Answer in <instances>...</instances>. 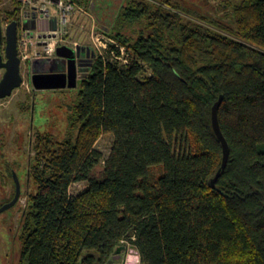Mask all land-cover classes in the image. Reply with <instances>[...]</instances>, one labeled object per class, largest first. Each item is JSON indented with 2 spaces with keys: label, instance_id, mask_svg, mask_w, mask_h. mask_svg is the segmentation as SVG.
<instances>
[{
  "label": "trees",
  "instance_id": "obj_1",
  "mask_svg": "<svg viewBox=\"0 0 264 264\" xmlns=\"http://www.w3.org/2000/svg\"><path fill=\"white\" fill-rule=\"evenodd\" d=\"M106 35L64 137L36 129L19 264H107L127 243L141 264H264V0H124Z\"/></svg>",
  "mask_w": 264,
  "mask_h": 264
},
{
  "label": "rangeland",
  "instance_id": "obj_2",
  "mask_svg": "<svg viewBox=\"0 0 264 264\" xmlns=\"http://www.w3.org/2000/svg\"><path fill=\"white\" fill-rule=\"evenodd\" d=\"M188 2L200 3V0H188ZM123 3L124 0H91L89 8L78 10L72 16L67 41L79 42L82 49L81 58L78 60L79 80L89 74L93 59L98 54L105 58L111 56L108 53L109 45L107 44L109 42L107 39L110 37L106 35V32L112 28ZM15 7L17 4L14 0H0V17L4 31L9 21L8 11H12ZM93 30L96 34L94 38L91 35ZM128 58L129 54L125 51L123 58L120 59L121 63L126 64ZM30 73L29 65H21L22 86L16 89L12 96L0 100V204L10 198L14 192L12 180L5 175V160L10 164L16 161L14 168L22 187L19 204L0 214V264H19L20 261L21 219L27 206L26 193L33 190L32 184H27L24 171L28 167L29 157L35 154L37 130H49L50 133L56 134L57 138L62 139L67 128L66 118L69 106L76 98V89L72 91L69 89L66 92L35 90ZM2 74L3 71H0V80ZM32 104L36 106L33 111L30 110ZM113 144L114 135L111 133L103 134L96 143L95 149L101 152L103 163L109 159ZM260 149L264 151V145H261ZM160 173L161 169L155 168L154 174ZM86 186V182H75L70 187V194L77 195ZM120 252L123 253L120 264H137L139 254L135 249L129 254L123 252V249ZM139 264H141L140 258Z\"/></svg>",
  "mask_w": 264,
  "mask_h": 264
},
{
  "label": "water",
  "instance_id": "obj_3",
  "mask_svg": "<svg viewBox=\"0 0 264 264\" xmlns=\"http://www.w3.org/2000/svg\"><path fill=\"white\" fill-rule=\"evenodd\" d=\"M30 29L38 28L35 22L29 23ZM57 30V21L52 20L51 31ZM6 38V46L3 52V40ZM6 59V61L4 60ZM48 64L49 67H43V64ZM5 69L3 79L0 81V100L12 96L13 92L20 88L23 84V76L21 74V58L18 48V21L10 22L5 31L0 17V71ZM31 83L35 90H65L76 89L79 85L77 53L68 46H60L57 49V54L52 58H37L32 63ZM222 100L220 99L212 110L213 128L223 146L224 160L222 169H225L228 163L230 149L227 140L225 139L220 123H219V107ZM221 176V171L218 172L212 184ZM17 191L12 202L4 205L0 209V213L7 211L16 205L21 195V183L15 176ZM120 253V250L117 251ZM113 261V260H112ZM110 261V262H112Z\"/></svg>",
  "mask_w": 264,
  "mask_h": 264
},
{
  "label": "built area",
  "instance_id": "obj_4",
  "mask_svg": "<svg viewBox=\"0 0 264 264\" xmlns=\"http://www.w3.org/2000/svg\"><path fill=\"white\" fill-rule=\"evenodd\" d=\"M14 2L20 10L18 48L21 65L26 64L31 68L34 59L55 57L60 46L72 48L80 60L79 56L82 54V49L79 42L69 43L67 40L70 35L71 18L78 10H84L81 6L73 0H14ZM54 19L57 21V30L51 31L52 20ZM32 22H35L38 28L30 29L28 25ZM43 23H46L47 27L41 29ZM91 35L92 38L95 37L94 30ZM107 40L109 41L108 45L116 44L111 38ZM38 49L42 50L39 51ZM120 49L122 57L119 59H122L125 48L120 47ZM122 249L126 254L134 251V247L129 243ZM137 254L139 253L137 252Z\"/></svg>",
  "mask_w": 264,
  "mask_h": 264
},
{
  "label": "flooded vegetation",
  "instance_id": "obj_5",
  "mask_svg": "<svg viewBox=\"0 0 264 264\" xmlns=\"http://www.w3.org/2000/svg\"><path fill=\"white\" fill-rule=\"evenodd\" d=\"M19 21V20H18ZM10 22H12V21H8V24L10 23ZM18 33H19V27H18ZM5 46H6V38L4 37V40H3V52H4V48H5ZM4 54H5V52H4ZM80 57V56H79ZM81 58V57H80ZM5 61H6V59H4ZM77 63H78V58H77ZM46 67V68H48L49 67V65L46 63H44L43 64V67ZM30 70H31V76H32V69L30 68ZM1 71H3V74H2V78H1V80L3 79V77H4V74H5V72H6V70L5 69H2ZM79 73H80V65L78 64V77H79ZM0 80V81H1ZM4 160V159H3ZM4 162V161H3ZM16 162V161H15ZM15 162L13 163V164H10L9 163V161H7V160H5V165H4V169H5V175L7 176V177H10V179L12 180V182H13V186H14V192H13V194H12V196H10V198H8V199H6L5 201H3L1 204H0V209L4 206V205H6V204H8V203H10V202H12L13 201V199L15 198V195H16V191H17V185H16V179H15V176H17L18 177V179H19V176H18V174L16 173V171H15ZM14 165V166H13ZM8 167H9V170H11V172H9L8 171ZM10 173H11V176H10ZM19 181H20V179H19ZM21 183V182H20ZM21 195H22V187H21ZM21 195H20V197H19V200H18V202L16 203V205L15 206H13L12 208H15L18 204H19V201H20V199H21ZM11 209V208H10ZM9 210V209H8ZM5 212V211H4ZM4 212H2V213H4ZM2 213H0V214H2ZM120 257H121V255H118L117 256V258H115L116 260L115 261H112V262H110V264H120Z\"/></svg>",
  "mask_w": 264,
  "mask_h": 264
},
{
  "label": "crops",
  "instance_id": "obj_6",
  "mask_svg": "<svg viewBox=\"0 0 264 264\" xmlns=\"http://www.w3.org/2000/svg\"><path fill=\"white\" fill-rule=\"evenodd\" d=\"M46 27H47L46 23H43V24L41 25V29H44V28H46ZM121 250H122V249H121ZM121 250H120V251H121ZM122 254H123L122 252H120V253H116V254L113 256V259H112V260L115 261V260H116L115 258H117L118 255L123 256ZM120 259H121V258H120ZM112 260H111V261H112ZM120 261H121V260H120ZM107 264H110V262L107 263Z\"/></svg>",
  "mask_w": 264,
  "mask_h": 264
},
{
  "label": "clouds",
  "instance_id": "obj_7",
  "mask_svg": "<svg viewBox=\"0 0 264 264\" xmlns=\"http://www.w3.org/2000/svg\"><path fill=\"white\" fill-rule=\"evenodd\" d=\"M137 264H139V257L137 256Z\"/></svg>",
  "mask_w": 264,
  "mask_h": 264
}]
</instances>
